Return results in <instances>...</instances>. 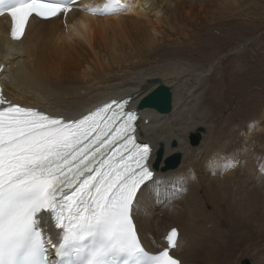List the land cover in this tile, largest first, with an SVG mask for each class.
Wrapping results in <instances>:
<instances>
[{
  "label": "bare ground",
  "instance_id": "1",
  "mask_svg": "<svg viewBox=\"0 0 264 264\" xmlns=\"http://www.w3.org/2000/svg\"><path fill=\"white\" fill-rule=\"evenodd\" d=\"M126 1V14L73 11L65 31L58 17L31 19L20 42L3 35L7 24L0 19L7 95L52 114L79 116L117 96H134L135 106L161 78L172 88V108L167 114L142 109L149 123L139 130L154 149L152 164L163 150L156 179L135 206L143 245L160 251L167 231L177 227L178 247L172 252L183 264H231L236 245L257 255L254 264H264V140L256 147L253 139L261 133H253L240 152L222 140V130L210 119L214 63L203 70L191 56L202 26L200 8L214 0ZM118 58L124 59L118 74L92 77ZM261 111L263 117L249 129L262 126L264 107ZM241 135L231 138L242 144ZM223 151L232 156L222 157ZM174 156L180 162L170 167ZM229 162L236 166L225 167ZM46 232L56 234L51 226Z\"/></svg>",
  "mask_w": 264,
  "mask_h": 264
},
{
  "label": "snow or ice",
  "instance_id": "2",
  "mask_svg": "<svg viewBox=\"0 0 264 264\" xmlns=\"http://www.w3.org/2000/svg\"><path fill=\"white\" fill-rule=\"evenodd\" d=\"M75 2L0 0V16L19 40L30 18L67 14ZM134 98L71 116L22 106L0 87V264H181L175 228L155 253L138 235L135 206L156 174Z\"/></svg>",
  "mask_w": 264,
  "mask_h": 264
},
{
  "label": "rangeland",
  "instance_id": "3",
  "mask_svg": "<svg viewBox=\"0 0 264 264\" xmlns=\"http://www.w3.org/2000/svg\"><path fill=\"white\" fill-rule=\"evenodd\" d=\"M213 4L206 9L200 8L197 19L202 26L196 30V46L191 56L199 62L197 67L203 70L214 63L209 94L214 111L210 119L214 120L217 129L222 130V140L240 152L241 145L248 144L246 139L251 134L261 133V136L252 138L256 147L261 139L264 140L260 129L264 122L260 128H248L250 123L263 117L264 0H214ZM123 60H108L92 77L103 80L108 74H118ZM235 133L242 134V144L231 138ZM229 151H223L222 157H231ZM236 156L239 159L240 156ZM243 248L236 245L231 264H241L244 259L255 263L257 255L244 252Z\"/></svg>",
  "mask_w": 264,
  "mask_h": 264
},
{
  "label": "water",
  "instance_id": "4",
  "mask_svg": "<svg viewBox=\"0 0 264 264\" xmlns=\"http://www.w3.org/2000/svg\"><path fill=\"white\" fill-rule=\"evenodd\" d=\"M154 83L158 84V86L140 101L138 108H154L159 113L167 114L172 108V88L163 83L161 78L155 79ZM162 151V149L157 151V158L154 164L155 167H157L161 160ZM167 162L170 167H175L179 164L180 160L178 156H174Z\"/></svg>",
  "mask_w": 264,
  "mask_h": 264
}]
</instances>
